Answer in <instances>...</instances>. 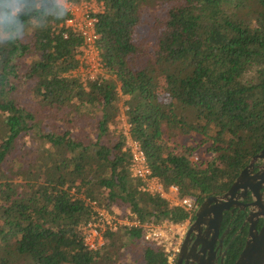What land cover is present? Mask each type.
I'll return each mask as SVG.
<instances>
[{
	"label": "trees",
	"instance_id": "obj_1",
	"mask_svg": "<svg viewBox=\"0 0 264 264\" xmlns=\"http://www.w3.org/2000/svg\"><path fill=\"white\" fill-rule=\"evenodd\" d=\"M95 1L104 75L86 85L60 0L0 6V264H126L125 239L145 264H168L142 227L85 244L91 202L143 224L190 218L132 177L127 136L111 130L122 98L152 176L196 202L226 192L264 147V0ZM201 148L210 158L194 161Z\"/></svg>",
	"mask_w": 264,
	"mask_h": 264
},
{
	"label": "flooded vegetation",
	"instance_id": "obj_2",
	"mask_svg": "<svg viewBox=\"0 0 264 264\" xmlns=\"http://www.w3.org/2000/svg\"><path fill=\"white\" fill-rule=\"evenodd\" d=\"M262 150L245 167L241 188L233 191L243 171L223 194L196 202L178 229L173 264H238L249 251L248 264H264V182L256 179L264 158L254 160Z\"/></svg>",
	"mask_w": 264,
	"mask_h": 264
},
{
	"label": "built area",
	"instance_id": "obj_3",
	"mask_svg": "<svg viewBox=\"0 0 264 264\" xmlns=\"http://www.w3.org/2000/svg\"><path fill=\"white\" fill-rule=\"evenodd\" d=\"M95 5L96 7H86L83 15L77 16L76 11L79 9L78 5L74 6L68 4L67 8L72 13V17L66 22L65 26L72 29L83 38L84 46L82 50L85 59H90V57L94 55L98 58V61L95 62V64H90L91 59L86 60L85 63L88 64L89 70L104 71L97 49L98 36L95 30V25L98 21L96 15L101 13L103 6L96 1ZM81 58L82 57H79L80 61L83 62ZM91 80H94V77H92ZM128 136L127 145L133 157L131 174L133 178L140 179L143 182L144 185L142 190L152 195H160L169 202L170 207L180 208L187 212L189 217H191L197 208L196 201L192 198L182 197L177 187H171L169 191H165L159 180L152 176L146 156L141 150L139 144L131 140ZM91 207L94 214L85 232V244L89 249H100L105 244L104 235L108 231H117L122 227H142L145 233V240L163 247L168 254V264H173L176 253L177 232L183 224H174L167 221L163 223L151 222L143 224L137 215L131 211H127L126 215L119 217L117 213H111L106 207L100 206L96 202H91Z\"/></svg>",
	"mask_w": 264,
	"mask_h": 264
},
{
	"label": "rangeland",
	"instance_id": "obj_4",
	"mask_svg": "<svg viewBox=\"0 0 264 264\" xmlns=\"http://www.w3.org/2000/svg\"><path fill=\"white\" fill-rule=\"evenodd\" d=\"M61 3L63 5H67L68 4L64 1V0H60ZM83 3V4H82ZM65 6V7H67ZM96 7L95 5V1L93 0H82L81 4L78 5L79 9L76 11L77 16H82L86 7ZM152 40H150L149 42H151ZM79 57H82V64L80 65V67L74 71L72 73V75L74 77L79 78L82 83L87 84L89 81H91L92 77H94V79H96L98 76H103L104 71H99V70H89L88 68V64H86V60L89 58H84V54L83 52H81V54L79 55ZM91 59V60H90ZM90 64H95V62L98 61V58L94 56L90 57ZM91 72V73H90ZM124 101L125 98H122V102L120 103V114L118 116V118L116 119V123L111 125V130L114 133H122L125 136H128L129 134V125L127 123V117L125 115V111L126 108L124 106ZM129 137V136H128ZM181 141L184 144H188V143H198L200 141L199 138L197 137H183L181 139ZM210 158V156L208 155V153H206L205 148H201L199 151H197L196 153V157L194 158V161H206ZM118 212V211H117ZM120 213V212H118ZM120 254H122L124 257L123 262L126 264H145L144 263V259H143V249L142 247L138 244V243H134L133 241L127 240L125 239V246L122 247Z\"/></svg>",
	"mask_w": 264,
	"mask_h": 264
},
{
	"label": "water",
	"instance_id": "obj_5",
	"mask_svg": "<svg viewBox=\"0 0 264 264\" xmlns=\"http://www.w3.org/2000/svg\"><path fill=\"white\" fill-rule=\"evenodd\" d=\"M262 159V158H264V149L262 150V152L258 155V156H256L255 158H254V160H256V159ZM251 165H252V163H251ZM246 173V169L245 170H243V172L241 173V175H240V177L236 180V182L234 183V186H233V191L234 190H236V189H238V188H241L242 187V185L240 184L241 182H243V180H244V178L246 177L245 174ZM256 179H258L259 181H261V182H264L263 180H264V175H262V174H258V175H256ZM243 188H245V186L243 187ZM210 199H208V201H209ZM250 255V251H249V253L238 263V264H248L247 262H248V256Z\"/></svg>",
	"mask_w": 264,
	"mask_h": 264
},
{
	"label": "clouds",
	"instance_id": "obj_6",
	"mask_svg": "<svg viewBox=\"0 0 264 264\" xmlns=\"http://www.w3.org/2000/svg\"><path fill=\"white\" fill-rule=\"evenodd\" d=\"M0 6H4V7H13V5H9V4H6L5 3V0H0ZM15 12H16V10H14L12 13H11V15H15Z\"/></svg>",
	"mask_w": 264,
	"mask_h": 264
},
{
	"label": "crops",
	"instance_id": "obj_7",
	"mask_svg": "<svg viewBox=\"0 0 264 264\" xmlns=\"http://www.w3.org/2000/svg\"><path fill=\"white\" fill-rule=\"evenodd\" d=\"M65 6H67V5H65Z\"/></svg>",
	"mask_w": 264,
	"mask_h": 264
}]
</instances>
